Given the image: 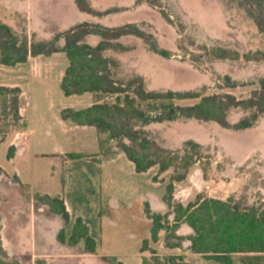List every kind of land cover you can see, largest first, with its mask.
I'll return each mask as SVG.
<instances>
[{
    "label": "rangeland",
    "instance_id": "obj_1",
    "mask_svg": "<svg viewBox=\"0 0 264 264\" xmlns=\"http://www.w3.org/2000/svg\"><path fill=\"white\" fill-rule=\"evenodd\" d=\"M110 1L117 0H102V4ZM70 2L66 0L59 12L64 25L93 20L90 15L81 17L73 0ZM162 2L173 22L184 26L182 33L147 4L137 12L113 18L112 23L118 26L139 22L174 56L170 59L158 56L136 37L121 39L130 50L121 52L122 64L114 71L115 77L140 75L149 90L192 91L203 95L229 92L238 99L248 98L258 88L259 79L264 78V61H208L199 57L203 53L198 49V46L218 45L241 54L264 51V34L237 3L230 0ZM8 6L9 0H0V22L8 21L17 33L30 37L25 19L8 15L13 10ZM93 39L89 44L98 42L96 36ZM180 44L184 49H179ZM191 54L198 56L197 64L191 61ZM68 64L66 55L61 54L55 69L56 65L58 70L66 69ZM9 72L15 71L0 66V86L14 83V76ZM226 75L239 85L220 89ZM20 80L24 99L22 127L12 131L0 144V227L9 257L20 264H109L103 258L111 259L112 264H155L156 258L161 264H172L169 263L172 253L184 256L189 246L187 241L172 253L164 245L165 231L159 233L158 243L151 241V221L144 212L147 204L154 212L162 213L166 209L165 213L171 212L163 197L173 170L159 173L156 166L137 174L123 153L117 156L120 151L106 155L114 143L104 144L99 148L100 153H96L99 145L95 132H65L59 124L60 111L87 108L92 103V94L66 97L56 82L37 84L36 80L26 77ZM195 102L175 101L177 104ZM247 114L241 108L233 109L229 120L234 124ZM145 129L167 149L179 148L189 139H199L209 151L210 166L203 161L196 164L188 180L175 184L176 202L187 205L200 194L222 200L233 198L240 207L255 206L264 212V116L253 128L239 132L212 122L182 119L151 123ZM13 144L21 146L22 151L16 159H7L8 148ZM57 147L66 151L59 159L43 155ZM110 157L116 159L114 166L101 165ZM16 172L25 185L19 183ZM42 193L62 194L71 214L69 223L65 224L60 216L55 217L47 206L38 202L37 194ZM77 217L83 218L98 243L95 254L86 253L84 242L71 247L57 239L61 229L65 238L69 237ZM169 218L172 220L173 215ZM179 234L186 236V229H181ZM144 240L150 249L142 251ZM234 258V264H243L239 255Z\"/></svg>",
    "mask_w": 264,
    "mask_h": 264
},
{
    "label": "trees",
    "instance_id": "obj_2",
    "mask_svg": "<svg viewBox=\"0 0 264 264\" xmlns=\"http://www.w3.org/2000/svg\"><path fill=\"white\" fill-rule=\"evenodd\" d=\"M236 2L247 17L264 34V0H230ZM78 11L94 17H102L120 11L108 9L98 11L90 0H74ZM136 4H147L158 10L164 20L176 25L166 11L162 0H136ZM182 33L184 26L176 25ZM90 35L99 37L96 45H91L86 38ZM126 36L141 39L152 53L166 59L174 54L162 48L153 34L146 32L138 23H126L116 27L100 23L80 22L50 40L37 39L34 35L15 32L9 25L0 23V64L13 67L28 61L30 57L51 56L65 53L69 64L60 83L66 97L91 93L94 102L83 109L64 108L60 111L63 121H70L78 126L93 127L98 134L100 149L104 144H113L130 161L136 173H146L158 167L159 173L173 170L170 182L166 186L164 203L170 208L169 213L152 211L150 205L145 208V215L151 221L150 239L158 243L159 233L166 232V248H181L184 241L190 242V250L207 260L218 264H234V257L240 256L243 264H264V212L260 208L240 207L233 198L226 200L197 195L187 205L174 200L175 184L184 181L190 169L202 161L210 166L211 156L202 144L189 139L176 149H167L151 137L145 127L151 123L172 122L176 120H196L215 123L219 127L235 132L253 128L264 116V78L258 81V88L251 91L246 99H238L229 92L203 95L192 91L149 90L140 75L116 78L114 71L121 67V61L107 56V51L116 53L129 51L121 42ZM63 40V46L60 45ZM179 49H184L180 44ZM204 60L244 59L251 62H263L264 51L257 50L241 54L222 46H198ZM191 61L198 62V56L191 54ZM195 57V59L193 58ZM224 84L219 88H235L239 84L226 75ZM197 100L192 104H177L175 101ZM24 104L19 87L0 86V144L14 130L22 127L21 109ZM241 108L248 114L236 123L229 120L233 109ZM104 136V138H103ZM112 148L106 155H112ZM16 146L10 145L7 159H12ZM102 154H105L101 150ZM40 204L49 208L54 215L60 216L64 223L70 221V214L63 198L59 195L37 194ZM173 215L172 220L170 216ZM188 225L193 234L181 236L177 232L182 225ZM1 232V227H0ZM57 239L75 247L84 242L85 251L95 254L98 243L91 236L86 222L77 217L72 231L66 239L61 229ZM142 251L150 249L144 240ZM155 254V251H152ZM109 264L111 259L103 258ZM172 264H193L186 262L181 255L169 257ZM0 264H20L9 257L4 249L0 234ZM155 264H161L156 258Z\"/></svg>",
    "mask_w": 264,
    "mask_h": 264
},
{
    "label": "crops",
    "instance_id": "obj_3",
    "mask_svg": "<svg viewBox=\"0 0 264 264\" xmlns=\"http://www.w3.org/2000/svg\"><path fill=\"white\" fill-rule=\"evenodd\" d=\"M68 1L70 2L71 0H68ZM9 2H10V6H8V7L13 8V10H12V12L11 11L8 12L9 13L8 15L11 14L10 16L24 18L25 19L24 25L27 29L26 32H28V34H30V37L32 35H34L37 39L50 40L54 37L55 34H57L59 32H63L65 30H67L68 28H70L71 26L75 25V24L64 25V21H62V19L59 18V12L64 8L66 0H12V3L9 0ZM73 2H74V0H73ZM90 2H91L92 7L98 11H105V10L112 9V8L120 9V11H118V12L111 13L108 15H104L102 17H94V16L90 15L93 17V20L92 21H86V22L100 23V24H102L104 26H108V27H116V25H114V23H112L113 18H115L119 15L131 13L132 11L137 12L140 9H143L145 7V4H136V0H120V1L117 0L114 3H113V1H110L108 3H104V5L102 4V0H90ZM79 13H81V14H79L81 17H85L84 15H89L87 13H83L80 11H79ZM82 22H85V21H82ZM0 23H4V24L9 25L16 32L12 23H10L8 21H2ZM78 23H80V22H78ZM133 23H139V22H133ZM118 26H120V25H118ZM94 37H95L94 35L88 36L86 38L87 42L88 43L93 42ZM130 37H132V36H126V37H123L122 39L130 38ZM97 38H98V42H99V37H97ZM63 44H64L63 40H60V45L63 46ZM61 54H65V53H55V54H52L51 56L40 55L37 57H30L27 62L18 64V65L13 66V67H10L11 71L12 70L15 71V72H9L10 74H13V76H14V78H13L14 83H11L9 85H4V86H9V87H16L17 86L22 91V86L18 83V82H22L20 80L21 77H26L27 79L33 80V81L36 80L37 84H42L43 82L44 83L45 82H56V83L60 84L66 69H64V67H62V69L58 70L57 65H56V69H55V63ZM106 55L111 56V57H115L116 59L119 60L121 53H116L113 51H107ZM0 66L4 69V65L0 64ZM84 94H86V93H84ZM84 94H82V95H84ZM89 94H91V93H89ZM82 95H72V96H82ZM69 97H71V96H69ZM93 102H94V96L92 94V103L90 104V106L93 104ZM59 124L62 126L64 131L67 132L68 134L71 132H74V130L75 131H82L84 134H91L94 132L96 133V131L93 127L78 126V125H76L70 121H63L62 119L60 120ZM97 138H98V134H97ZM192 140H194V139H192ZM68 141L69 142L71 141L70 138ZM194 141H196L200 144H203V142L199 139H195ZM99 148L100 147L98 146L96 153H100ZM113 150L115 151V153L118 151L117 148H115V147H113ZM21 151H22L21 146H16V154L13 158L16 159L17 157H19L18 155L21 153ZM63 153H66V151L64 149H61L60 147H57V149H55L53 152L45 153V154L43 153V155L46 157L48 155H50V156L54 157L53 159L57 160V159H59V156L62 155ZM119 155H123V154L119 153L117 156H119ZM115 160L116 159L110 157V159H108V161H106V162L102 161L101 165H104L105 163H111L110 165L114 166L115 164H113V162H115ZM54 168H56V166ZM141 174H144V173H141ZM16 176L18 178L19 183L22 185H25V184H23L24 182L22 181L21 176L19 175L18 172H16ZM189 177H190V174L188 173L187 178L184 181L188 180ZM29 185H31V184H29ZM42 194H48L51 196H55V195L61 196L62 195L60 193H57V194L42 193ZM213 198H215V197H213ZM64 202H65L66 208L69 212L68 205H67L65 200H64ZM150 208L152 209V211L154 210V208H152V207H150ZM166 210H164V212H162V213H165ZM69 214H70V212H69ZM54 216L59 217L57 215H54ZM70 218H71V214H70ZM183 228H185L187 231V235L185 237L193 234L192 229L188 225L184 224L178 230V232H177L178 235H180L179 231ZM0 234H1L2 244H3L2 233L0 232ZM181 236H183V235H181ZM187 242H188V245L190 246V242L189 241H187ZM182 245H183V243H182ZM189 246H187L188 250L185 252V254L183 256L184 260L186 262H190L193 264H203L201 262L203 260L205 262H213L214 264H218L213 260L205 259L200 254L192 252L190 250ZM4 249L6 250L5 247H4ZM176 249H180V248H175V249L166 248V250H169V253H172L171 251L176 250ZM7 253H8V251H7ZM8 255H9V253H8ZM172 255H180V254L172 253ZM234 261H235V258H234Z\"/></svg>",
    "mask_w": 264,
    "mask_h": 264
}]
</instances>
